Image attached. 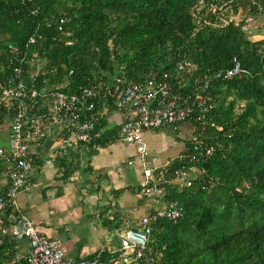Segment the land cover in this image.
<instances>
[{"label":"trees","instance_id":"16d2710c","mask_svg":"<svg viewBox=\"0 0 264 264\" xmlns=\"http://www.w3.org/2000/svg\"><path fill=\"white\" fill-rule=\"evenodd\" d=\"M242 5L247 15L240 22L221 12L229 7L239 12ZM261 20L264 0H0V84H7L13 70L11 50L17 47L24 53L32 36L28 55L37 51L45 61L39 79L66 82L70 92L80 86L103 91L101 84L110 85L113 75L143 82L170 71L175 73L173 92L184 94L192 91L196 77L207 76L213 104L208 118L222 130L207 129L216 150L197 164L205 172H195L190 186H166L165 201L180 202L184 211L179 219L161 220L154 227L150 246H164L163 259L154 264H264ZM245 24L250 32L260 33L262 26L263 34L250 39ZM234 58L246 72L226 77ZM179 62L191 64L183 89L175 78ZM25 71L32 72L28 66ZM108 98L113 110L116 96ZM100 122L105 127L100 147L115 144L119 126L108 125L107 115ZM188 124L194 128L196 123ZM184 143L185 151L190 142ZM71 159L57 158L64 176L75 171ZM188 164L176 159L157 172L170 181L174 170ZM112 222L116 227L121 223L117 216ZM18 250L15 242L2 241L0 264L12 261Z\"/></svg>","mask_w":264,"mask_h":264},{"label":"built area","instance_id":"2783aa9c","mask_svg":"<svg viewBox=\"0 0 264 264\" xmlns=\"http://www.w3.org/2000/svg\"><path fill=\"white\" fill-rule=\"evenodd\" d=\"M35 42L32 36L27 44ZM24 53L13 48V70L7 84H0V172L5 171L6 183L0 184V244L4 240L13 241L19 248L16 256L8 264H99L101 253L90 258L71 259L67 256L64 243L59 238H50L37 229L19 202V195L32 196L38 187L33 177L36 162L44 165L52 163L51 157L71 156L81 147L101 148L98 144L104 134L100 118L111 110L109 94L116 96L113 110L121 117L118 123L116 143L135 147L137 158L143 167L142 193L144 200L160 199V208L140 217V228H129L121 236L119 250L131 256L130 264H154L164 257V246L156 249L150 246L153 240V229L161 220L179 219L184 211L178 201L166 202V186L185 187L192 185L195 172H205L198 163L211 157L216 145L209 140L207 129L221 127L208 118L213 108L208 94L210 79L203 75L194 79L192 91L174 93V72H164L161 76H149L143 82H127L125 78L113 75L111 84H101L103 91L80 86L77 91H67L66 82H54L50 76L39 74L45 61L37 51L28 55L29 47ZM32 72L26 74L25 67ZM123 70V68H121ZM181 89L191 74L189 62H179L175 68ZM246 70L234 58L231 66L226 68L224 76L230 77ZM73 71L69 72L72 75ZM45 75V74H43ZM55 76V73L51 74ZM218 73L216 76H220ZM113 85L114 88L111 87ZM116 91L120 94L116 95ZM98 99L104 103L99 106ZM194 121L190 147L172 158L188 164L173 171L169 181L157 170L164 165H153L149 159L151 151L145 140L148 130L173 132L183 124ZM218 138V134L214 136ZM50 153H45V148ZM129 166H134L132 160ZM197 166V167H196ZM23 241L28 249L21 250Z\"/></svg>","mask_w":264,"mask_h":264},{"label":"crops","instance_id":"0c3cea01","mask_svg":"<svg viewBox=\"0 0 264 264\" xmlns=\"http://www.w3.org/2000/svg\"><path fill=\"white\" fill-rule=\"evenodd\" d=\"M120 117L116 111H110L108 125L115 127ZM165 131H146L149 149L153 138ZM114 145L98 149L81 147L73 152L68 157H72L75 171L68 176H64L60 167L58 153L51 157L50 165L36 162L32 173L38 187L31 197L19 195L21 207L37 229L50 238L62 240L71 259L101 253L104 259L99 264H130L132 255L119 250L121 236L129 228H140V217L162 205L160 199L144 200L143 167L136 150L130 153L129 149ZM44 151L48 155L50 148L46 146ZM130 160L134 166L128 165ZM6 181V173L1 171L0 184ZM115 216L121 222L119 227L112 222ZM105 220L111 223L107 225ZM20 245L21 250L28 249L27 241Z\"/></svg>","mask_w":264,"mask_h":264},{"label":"rangeland","instance_id":"374dc122","mask_svg":"<svg viewBox=\"0 0 264 264\" xmlns=\"http://www.w3.org/2000/svg\"><path fill=\"white\" fill-rule=\"evenodd\" d=\"M245 7L246 5H242V9H241L242 11L240 10L239 12H233L232 7L222 8L221 12L227 17V19H233L236 22H240L247 15V9ZM259 23L264 24V21L262 20L259 21L257 25H259ZM246 25L247 24H245L244 29L248 31V35L250 39L260 37L258 35L259 31L255 32L253 30V32H250V30H248ZM259 29H260L259 34L260 35L263 34L262 26ZM184 125H187V126H184ZM193 131H194V128H190L189 124H183L178 129L174 130L173 132L165 131L159 134L158 138L157 137L153 138V144L150 142L151 143L150 144L151 155H150L149 161L153 165H164L165 163L169 162L180 151H183L185 149L184 142L189 140ZM115 145L118 146V148H122V150L129 149L130 153H132L135 150V147L128 145V144L115 143Z\"/></svg>","mask_w":264,"mask_h":264}]
</instances>
